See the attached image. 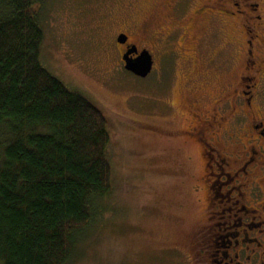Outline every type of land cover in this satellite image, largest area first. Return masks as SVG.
I'll return each mask as SVG.
<instances>
[{
	"label": "rangeland",
	"instance_id": "obj_1",
	"mask_svg": "<svg viewBox=\"0 0 264 264\" xmlns=\"http://www.w3.org/2000/svg\"><path fill=\"white\" fill-rule=\"evenodd\" d=\"M166 1L49 0L43 9L44 66L102 109L111 135L113 190L101 200L103 214L78 235L68 264H190L183 228L200 218L203 192L194 188L202 183L203 159L177 129L189 125L185 99L201 95L199 67L210 58L223 60V45L238 40L235 34L241 36L240 21L226 29L206 27L191 59L164 58L170 49L180 53L164 41L162 62L158 59L157 68L143 80L120 65L116 35L135 33V25L146 22L154 30ZM199 1L189 3L193 7ZM137 42L157 45L150 36ZM231 54L226 53L228 63L234 59ZM209 68L211 83L225 75V69ZM161 97L175 108L163 106Z\"/></svg>",
	"mask_w": 264,
	"mask_h": 264
},
{
	"label": "trees",
	"instance_id": "obj_2",
	"mask_svg": "<svg viewBox=\"0 0 264 264\" xmlns=\"http://www.w3.org/2000/svg\"><path fill=\"white\" fill-rule=\"evenodd\" d=\"M49 0H0V264H68L113 190L108 119L41 60Z\"/></svg>",
	"mask_w": 264,
	"mask_h": 264
},
{
	"label": "flooded vegetation",
	"instance_id": "obj_3",
	"mask_svg": "<svg viewBox=\"0 0 264 264\" xmlns=\"http://www.w3.org/2000/svg\"><path fill=\"white\" fill-rule=\"evenodd\" d=\"M163 7L167 10L154 30L146 22L135 25V33L116 35L124 69L125 53L130 58L143 50L151 54L152 70L140 77L143 80L163 59L164 41L168 49L174 46L180 52L170 49L164 58L191 59L198 54L206 27L226 29L228 23L240 21L241 36L235 34L238 40L223 45V60L210 58L199 67L201 95L185 99L189 125L177 129L182 139L194 142L203 159L202 183L194 188L203 192L200 218L183 228L190 264H264V0H201L193 7L189 0H168ZM121 34L127 36L125 44L118 42ZM142 36H150L157 45L139 46ZM228 51L234 56L229 63ZM209 66L225 69L224 76L216 77L219 82L208 80ZM159 100L175 108L173 101Z\"/></svg>",
	"mask_w": 264,
	"mask_h": 264
},
{
	"label": "water",
	"instance_id": "obj_4",
	"mask_svg": "<svg viewBox=\"0 0 264 264\" xmlns=\"http://www.w3.org/2000/svg\"><path fill=\"white\" fill-rule=\"evenodd\" d=\"M126 41L127 36L125 34L119 35L118 42L120 44H125ZM129 54L128 52L123 55L125 69L142 78L148 76L153 66L152 56L149 51L143 50L136 58H130Z\"/></svg>",
	"mask_w": 264,
	"mask_h": 264
}]
</instances>
